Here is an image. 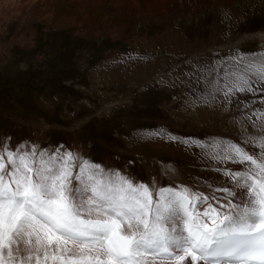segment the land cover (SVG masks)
I'll list each match as a JSON object with an SVG mask.
<instances>
[{
	"label": "rangeland",
	"instance_id": "obj_1",
	"mask_svg": "<svg viewBox=\"0 0 264 264\" xmlns=\"http://www.w3.org/2000/svg\"><path fill=\"white\" fill-rule=\"evenodd\" d=\"M0 1V143L211 197L213 143L264 134V82L225 96L264 54V0Z\"/></svg>",
	"mask_w": 264,
	"mask_h": 264
},
{
	"label": "snow or ice",
	"instance_id": "obj_2",
	"mask_svg": "<svg viewBox=\"0 0 264 264\" xmlns=\"http://www.w3.org/2000/svg\"><path fill=\"white\" fill-rule=\"evenodd\" d=\"M234 59L226 97L253 91L248 76L264 82V54ZM212 146L225 184L209 198L0 143V264H264V134Z\"/></svg>",
	"mask_w": 264,
	"mask_h": 264
},
{
	"label": "bare ground",
	"instance_id": "obj_3",
	"mask_svg": "<svg viewBox=\"0 0 264 264\" xmlns=\"http://www.w3.org/2000/svg\"><path fill=\"white\" fill-rule=\"evenodd\" d=\"M8 1V0H7ZM11 1V0H10ZM27 1V3H28V0H18V5L19 4H21V3H23V2H26ZM32 1V0H31ZM33 1H36V0H33ZM41 2H44V0H41ZM0 3H1V1H0ZM15 4H17V3H15ZM18 5L16 6V8L18 7ZM27 5V4H26ZM9 7V6H8ZM20 7V6H19ZM23 7H24V5H23ZM29 8V7H28ZM25 9V8H24ZM11 10V9H10ZM27 10V9H26ZM18 11V10H17ZM25 11V10H24ZM19 12V11H18ZM21 12V11H20ZM24 13V12H23ZM22 13V14H23ZM26 14V13H25ZM32 14V13H31ZM34 14V13H33ZM13 15V14H12ZM15 16V15H14ZM21 16V15H20ZM26 16V15H25ZM3 19V18H2ZM40 19V18H39ZM42 19V18H41ZM185 185L186 186H189L191 189H192V187L190 186V185H188L186 182H185ZM156 186V185H155ZM157 188H159V186H157ZM193 190V189H192ZM194 191V190H193ZM212 197V196H211ZM210 196H209V198H211ZM234 202H238V201H234Z\"/></svg>",
	"mask_w": 264,
	"mask_h": 264
}]
</instances>
